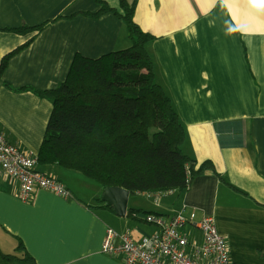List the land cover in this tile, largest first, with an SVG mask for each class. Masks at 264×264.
I'll list each match as a JSON object with an SVG mask.
<instances>
[{
  "label": "crops",
  "instance_id": "obj_1",
  "mask_svg": "<svg viewBox=\"0 0 264 264\" xmlns=\"http://www.w3.org/2000/svg\"><path fill=\"white\" fill-rule=\"evenodd\" d=\"M104 1L121 10L122 0ZM126 1L136 5L135 22L157 38L147 51L185 129L183 153L197 167L211 161L219 176L207 172L182 194H131L134 213L126 217L79 172L39 165L73 196L38 190L28 202L19 198L20 184L4 177L0 252L26 251L37 264H123V255L103 251L109 230L139 239L160 228L137 212L165 221L195 212L197 222L215 219L232 264H264V0ZM103 7L99 0H0V67L20 49L0 72V133L37 159L54 105L35 91L65 82L77 56L97 59L132 44L116 13L95 16ZM138 196L150 198L151 208ZM184 230L200 241L196 225Z\"/></svg>",
  "mask_w": 264,
  "mask_h": 264
},
{
  "label": "trees",
  "instance_id": "obj_2",
  "mask_svg": "<svg viewBox=\"0 0 264 264\" xmlns=\"http://www.w3.org/2000/svg\"><path fill=\"white\" fill-rule=\"evenodd\" d=\"M99 2L104 7L95 16L116 13L127 24L132 44L97 59L77 56L65 82L55 90L35 91L54 105L39 165L79 172L103 189L161 196L186 192L195 178L207 172L219 176L211 161L197 167L182 151L185 129L156 82L147 51L157 38L135 22V3L122 0L117 10ZM46 26L20 31L40 32ZM19 51L4 57L1 73ZM133 213L129 210L128 216ZM0 264L37 263L24 251L22 257L0 252Z\"/></svg>",
  "mask_w": 264,
  "mask_h": 264
},
{
  "label": "built area",
  "instance_id": "obj_3",
  "mask_svg": "<svg viewBox=\"0 0 264 264\" xmlns=\"http://www.w3.org/2000/svg\"><path fill=\"white\" fill-rule=\"evenodd\" d=\"M38 159L21 146L11 144L0 133V181L11 178L20 184L19 198L30 201L38 190H45L65 199L72 198L70 189L60 180L38 169ZM161 195H158L160 197ZM147 223L160 228L158 232L139 239L130 234L119 235L109 230L103 251L124 256L123 264H232L226 239L220 234L215 219L178 214L165 221L155 214H136ZM200 241L195 242L184 228L195 226Z\"/></svg>",
  "mask_w": 264,
  "mask_h": 264
},
{
  "label": "water",
  "instance_id": "obj_4",
  "mask_svg": "<svg viewBox=\"0 0 264 264\" xmlns=\"http://www.w3.org/2000/svg\"><path fill=\"white\" fill-rule=\"evenodd\" d=\"M130 195L131 192L126 189L107 187L104 190L102 201L113 208L118 216L126 217L129 212Z\"/></svg>",
  "mask_w": 264,
  "mask_h": 264
},
{
  "label": "rangeland",
  "instance_id": "obj_5",
  "mask_svg": "<svg viewBox=\"0 0 264 264\" xmlns=\"http://www.w3.org/2000/svg\"><path fill=\"white\" fill-rule=\"evenodd\" d=\"M91 181V180H90ZM91 184H97L96 182H94L93 180L91 181ZM87 188H89L88 186H85ZM136 197V196H135ZM135 202V201H134ZM136 202H140L141 205H143L144 207H149L151 208V202L152 200L149 198V199H146L145 197H142V196H138V199H136ZM192 228L190 227V230ZM193 230V229H192Z\"/></svg>",
  "mask_w": 264,
  "mask_h": 264
}]
</instances>
